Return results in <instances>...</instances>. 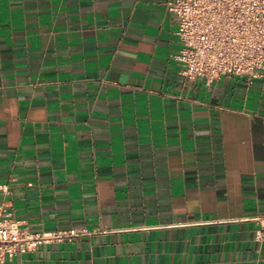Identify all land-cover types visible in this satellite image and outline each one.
<instances>
[{"label": "crops", "instance_id": "crops-1", "mask_svg": "<svg viewBox=\"0 0 264 264\" xmlns=\"http://www.w3.org/2000/svg\"><path fill=\"white\" fill-rule=\"evenodd\" d=\"M166 1L0 0V206L64 236L1 264H264V71L185 80Z\"/></svg>", "mask_w": 264, "mask_h": 264}, {"label": "built area", "instance_id": "built-area-1", "mask_svg": "<svg viewBox=\"0 0 264 264\" xmlns=\"http://www.w3.org/2000/svg\"><path fill=\"white\" fill-rule=\"evenodd\" d=\"M165 5L177 20L175 36L180 44L170 58L185 80L213 84L224 77H247L253 81L264 71V0H167ZM256 220L262 225L256 240L264 241V217ZM63 238L23 227L4 215L0 206V264Z\"/></svg>", "mask_w": 264, "mask_h": 264}]
</instances>
